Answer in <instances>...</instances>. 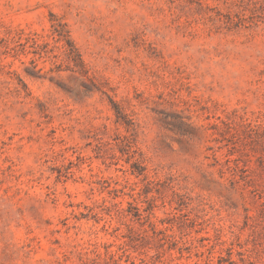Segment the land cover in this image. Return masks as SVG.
Instances as JSON below:
<instances>
[{"label": "rangeland", "instance_id": "obj_1", "mask_svg": "<svg viewBox=\"0 0 264 264\" xmlns=\"http://www.w3.org/2000/svg\"><path fill=\"white\" fill-rule=\"evenodd\" d=\"M0 264H264V0H0Z\"/></svg>", "mask_w": 264, "mask_h": 264}, {"label": "trees", "instance_id": "obj_2", "mask_svg": "<svg viewBox=\"0 0 264 264\" xmlns=\"http://www.w3.org/2000/svg\"><path fill=\"white\" fill-rule=\"evenodd\" d=\"M68 42H69V47H68V53H69V55H74V54H76V48H75V46H74V44H73V42L70 40V39H68Z\"/></svg>", "mask_w": 264, "mask_h": 264}]
</instances>
